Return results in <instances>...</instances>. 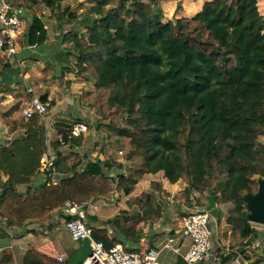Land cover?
<instances>
[{"label":"trees","instance_id":"16d2710c","mask_svg":"<svg viewBox=\"0 0 264 264\" xmlns=\"http://www.w3.org/2000/svg\"><path fill=\"white\" fill-rule=\"evenodd\" d=\"M32 1L54 11L64 2ZM88 1L92 5L83 15H68L67 32L58 16L65 49L54 56L56 78L64 82L70 70L93 82L90 97L98 101L97 127L87 120L88 132L119 137L111 144L122 138L130 150L125 162L107 155L82 168L83 157L77 155L68 166L55 141V176L47 173L41 182L46 131L38 114H24L29 100L18 94L1 104L4 138L13 139L0 143V172L7 177H0V220L17 234L28 225L63 218L68 199L83 204L119 193L137 211H123L104 227H97L99 219L90 216L89 226L107 249L121 242L135 252L143 235L137 226L158 223V211L171 197L168 186L183 182L182 197L191 207L203 206L207 194L216 200L237 198L242 208L230 210L227 221L232 237L245 246L254 232L246 197L258 193L264 178V143L259 141L264 138V16L259 0H212L195 16L168 22L161 7L168 0H128L124 5L120 0ZM24 2L19 0V5ZM32 16L19 38L22 47H42L49 41L37 11L32 10ZM17 61V56L0 58V81ZM42 72L47 81L51 70ZM16 82L21 86L23 80L19 76ZM113 112L120 122L107 119ZM65 122L56 119L53 127L65 134L67 143L81 147L84 135L70 139ZM114 170L120 173L112 176ZM159 174L161 180H152L147 192L135 194L146 176ZM179 223L173 224L174 232ZM108 225L118 230V237L109 234ZM22 261L68 264L33 249Z\"/></svg>","mask_w":264,"mask_h":264},{"label":"crops","instance_id":"0c3cea01","mask_svg":"<svg viewBox=\"0 0 264 264\" xmlns=\"http://www.w3.org/2000/svg\"><path fill=\"white\" fill-rule=\"evenodd\" d=\"M9 1L10 3L16 6H20L19 0H9ZM210 1L212 0H196L194 2L195 6H192L191 10H189L188 8H186V5H184V2L182 0L183 8L180 10V12L184 14L183 17H193L199 12H201L203 10L204 5ZM20 7H22L25 10V23H26V28L22 36L26 33L27 28L32 21L33 18L32 10L37 11L39 18H41L42 21L44 22L45 28L47 29L48 35L50 36V31L52 26L57 24L58 22V19L55 15V11L53 9L49 8L44 3L35 5L32 0H25L24 5ZM258 8L260 13L264 16V0L258 1ZM49 43H51V40H49L46 43V45L42 47H30L31 50H24L22 54L20 53L17 55L18 61H21L20 60L21 55H23V57H26L28 55H33L32 57L34 58L40 57L41 59H43L44 56L47 54V50L49 49V47L53 45ZM23 57H21V59ZM11 71L12 69L8 70L0 81L1 83L0 127H2L1 121L3 116V109L1 107V104L2 105L8 104L12 100H14V98L17 96L15 87H13L14 91L11 92L10 94L3 93L5 90L11 88L12 86V81H9L8 76L11 77V75L12 74L15 75V73ZM17 78L18 77L16 75V79ZM21 78L23 80V77ZM16 83L14 84L16 85ZM79 122H83V121L69 120L66 121L65 123L66 125L69 126V128H71L73 124ZM52 148H51L52 155L58 159L57 152L55 150H52ZM75 148L76 150H79L80 147L76 146ZM62 154L67 157L68 166L73 165L77 161L75 155H79L75 152L71 154L67 150L64 151ZM90 161H92L91 158L87 159V157L83 156V163L80 167L85 168L87 166V162ZM114 171H112V176H115L116 174ZM149 177H154V176L150 175ZM182 186H184L185 188L183 182H179L177 184L168 186V191L171 197H169V204H167L166 206H164V208L158 211V213L162 216V219L158 223L155 224L140 223L137 226L136 230L138 232H141L143 235L139 243L134 246L135 251H144L150 248H158L160 250L159 259L161 263L187 264L184 260V255L188 251L190 240L184 241L185 245L182 248V252L178 254L175 253L173 250L167 248L166 243L168 238L171 236V234L172 235L176 234L180 230L183 224V221H180L181 220L180 216L184 214V216L187 217L191 213L201 208L208 210L210 213L212 241L219 253L220 260L219 261L210 260L199 264H264V226L257 224L253 225L254 232L251 234L249 238V243L248 244L246 243L245 246L241 244V241L235 240L231 235V227L227 221L229 211L232 209H235L236 211H240L242 208L241 204L238 202L237 198L234 195H232L229 199L216 200L212 196L207 194L203 206L195 205L194 207H191L190 205L186 204L185 199H179L176 202L173 200L174 199L173 196L175 197L174 194L175 191L173 189L176 187L182 188ZM149 187H150V183H149ZM121 196L123 195L116 193L114 194V196H111L112 199H110V201L112 200L113 201L112 203H115L117 202V200L121 198ZM106 199H109V197H107ZM101 200H104V198L95 200L97 201L98 206ZM126 201L125 203H123L124 206L121 207V210H124V212H128V213H133L137 211L136 208H132V209L129 208ZM106 202L104 203V205H106ZM108 204L109 203H107V205ZM119 204L122 205V203ZM105 211L106 209H101L99 206L98 211H96L95 215H93L99 219V221L95 223L97 227L98 226L104 227V223L108 220H111V218L105 217L103 215V212ZM178 221L180 222L179 229L176 232H174L175 227L173 224ZM31 227L32 226L28 225L22 228V230L19 233L14 234L11 233L10 230L6 228V224L0 220V238H1L0 264H23L22 263L23 255L27 250H32V249L42 254H45L51 258H54L55 260H58L59 257H63L65 259V262H67L68 264H82L83 261L86 259V257L89 255L90 252L89 244L87 242L74 241L70 233L66 230L62 222V216L60 215H57L51 224H47L45 226L38 225V227L34 229H32ZM106 228L109 230V234L112 237L119 236V232L115 227L108 225L106 226ZM26 243H28V247L25 250L21 249L20 246ZM176 244H178V242ZM225 259H229V261L225 262L224 261Z\"/></svg>","mask_w":264,"mask_h":264},{"label":"rangeland","instance_id":"374dc122","mask_svg":"<svg viewBox=\"0 0 264 264\" xmlns=\"http://www.w3.org/2000/svg\"><path fill=\"white\" fill-rule=\"evenodd\" d=\"M64 1H65L64 5L62 4L61 9L55 11V15L57 19L58 16L63 17V26L65 25V29L67 32L69 29H71L69 25H66L64 23L66 20L69 19L68 15L74 12L81 16L84 14L86 9L89 8L92 4L88 0H64ZM195 1L196 0H183L184 5H186V8H188L189 10H191L192 6H195L194 4ZM163 2H161V7L164 11V16H165V18L163 19L164 22L175 21L176 19L182 18L184 16V14L180 12V10L183 8L182 0H168L167 2L164 3ZM180 5L182 7H180ZM61 35H62V28L60 27V24H58L57 22V24L52 26L49 36V40H51V43L49 44H53V45L49 47V49L47 50V54L44 56L43 59H41L40 57L34 58L32 57L33 55H28L29 57L28 56L23 57V55L21 56L19 55L21 61H17L16 66L14 67V69L12 68L11 71L14 72L15 75L12 74L11 77L8 76L9 81H12L11 88L13 87L17 88L16 95L24 94L27 97L24 88V83H22L21 86H19L18 84L16 85L14 84L16 83V75L17 77L19 76L22 77L23 75L27 83L30 84V86H32V88L35 90L36 96L38 97L47 96V101L51 103V109L49 112L50 119H53L55 117L57 120L83 121L85 123L88 120L94 129L97 127V123L95 122L97 118L95 114L96 112L95 110L97 108L98 101L96 98L92 99L90 97V94L95 90L93 82L85 81L84 79L79 77L75 72L70 70L67 71L64 82H61L58 78H56V75H58V73L56 72L58 66L55 63L54 55H56V53L58 52H63L65 49V45H62V43L60 42ZM18 48H19L18 54L20 53L22 54L24 50H31L30 47H22L21 43H19ZM21 57L23 58L21 59ZM44 68H49L51 70V75L47 79V81L44 80V73L42 72V69ZM19 82L21 83V79H19ZM40 118H41V123L44 126V129L45 126L48 125L45 129L46 136L48 139L47 147H49V149L53 147L52 150H54L55 149L54 143L56 141L58 131L55 127L51 128V125L48 121H44V119L41 116ZM107 119L112 120L114 122L121 121L120 118H117L115 116V112L109 114L107 116ZM5 133H6V128L3 126L0 127V143H4V142L10 143L12 141L13 139L12 137L4 138ZM104 137H106V135L102 133H97L96 130L89 131L86 134H84L83 139L81 141V147L79 148V150H76L72 142L71 144L62 147L61 152L63 153L66 150L69 151L71 154L75 152L77 154H80L82 157L83 156L87 157V159L91 158L92 160H96L98 158L100 160H103L106 158L107 155H109L116 161L119 160L121 162H125L124 155H126L129 152L130 150L129 145L122 138L119 139L120 143L111 144V142H114L119 138L114 135H111L110 138L108 137L104 138ZM259 141L264 143V138L261 137ZM75 156L77 160V155ZM114 172L116 174L120 173L119 170H115ZM1 176H3L5 180L7 179V177L0 172V177ZM160 178H161V174L156 175L154 177L146 176L145 179L137 186L135 194H140L142 192L148 191L150 181L159 180ZM37 179L40 180V176H38ZM42 180H44V176H41V182ZM184 185L186 188V184ZM185 188L184 186H182V188L176 187L173 189L175 191L174 192L175 197L173 196L174 198L173 200L175 202L179 199H183L182 193L184 192ZM110 199H112L111 196L109 197V199L101 200L99 202V206L101 209H106V211L103 212V215L105 217H109L113 219L116 216H118V214H122L124 210H121V207L124 206L123 203H125L128 197H125L123 195L115 203H112L113 201L112 200L110 201ZM105 202L106 205H104ZM107 203L109 204L107 205ZM119 203H122V205ZM36 227L32 226L31 228H36Z\"/></svg>","mask_w":264,"mask_h":264},{"label":"built area","instance_id":"2783aa9c","mask_svg":"<svg viewBox=\"0 0 264 264\" xmlns=\"http://www.w3.org/2000/svg\"><path fill=\"white\" fill-rule=\"evenodd\" d=\"M25 28V10L10 3L9 0H0V58L18 55L19 38ZM23 80L29 100L28 107L24 109V114L27 117L38 114L44 121H48L52 128L56 124V118H49L51 103L47 100L43 101L41 97L36 96L32 86L27 83L24 77ZM47 126H45V129ZM87 132V124L79 122L71 126L68 137L75 139ZM65 138L64 133L58 132L56 141L62 147L72 143V141L67 143ZM55 160L56 157L52 155L51 149L48 147L42 160L41 176L46 177L45 175L48 176L47 173L55 176ZM58 182L55 178V183L58 184ZM98 209L97 201L78 204L68 199L64 205L62 222L66 230L74 241L87 242L89 244V255L82 264H163L159 259L160 250L158 248L131 252L121 242L113 248L107 249L103 242L97 241L94 238L92 228L89 226V217L95 215ZM185 240H190L188 251L184 255V260L187 264L220 260L219 253L212 241L210 213L208 210L199 209L185 217L180 230L176 234H171L166 246L178 254L182 252ZM177 242L178 244H176ZM20 247L25 250L28 247V243ZM58 260L65 262L63 257H59Z\"/></svg>","mask_w":264,"mask_h":264},{"label":"water","instance_id":"95a60500","mask_svg":"<svg viewBox=\"0 0 264 264\" xmlns=\"http://www.w3.org/2000/svg\"><path fill=\"white\" fill-rule=\"evenodd\" d=\"M128 0H120L124 5ZM247 207L249 210V219L253 224L264 226V178L260 182L257 194H250L246 197Z\"/></svg>","mask_w":264,"mask_h":264},{"label":"clouds","instance_id":"9594fccd","mask_svg":"<svg viewBox=\"0 0 264 264\" xmlns=\"http://www.w3.org/2000/svg\"><path fill=\"white\" fill-rule=\"evenodd\" d=\"M201 209V208H200ZM199 210V209H198ZM197 211V210H196ZM184 220V219H183Z\"/></svg>","mask_w":264,"mask_h":264}]
</instances>
